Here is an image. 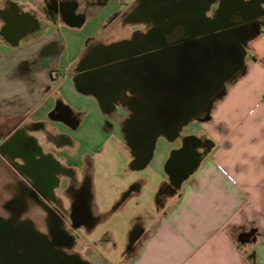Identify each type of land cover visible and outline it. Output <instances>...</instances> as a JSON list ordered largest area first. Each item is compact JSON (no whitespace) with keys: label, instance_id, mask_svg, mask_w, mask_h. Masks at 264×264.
Returning a JSON list of instances; mask_svg holds the SVG:
<instances>
[{"label":"flooded vegetation","instance_id":"obj_1","mask_svg":"<svg viewBox=\"0 0 264 264\" xmlns=\"http://www.w3.org/2000/svg\"><path fill=\"white\" fill-rule=\"evenodd\" d=\"M74 1L59 0L56 7H48L58 14L49 18L69 24L82 21L84 16L77 13L82 0ZM93 1L83 0L89 6ZM263 4L214 0L204 9V0L122 2L107 25L130 23L136 29L119 40L98 35L76 62L74 81L80 91L97 99L103 115L112 117L116 107L125 108L121 129L139 160L148 154L145 147L161 124L170 128L192 112L202 117L213 107L241 70L242 50L264 24ZM3 18L2 32L10 38L31 26L27 16L11 10ZM78 116L61 104L51 112L53 121L69 127L79 122ZM64 145L74 148L69 138L44 125L0 119V264H78L66 261L65 255H75L72 229L91 220V165L86 159L77 171L57 161L55 149ZM191 146L170 163L172 179L192 166ZM64 199L70 202L68 213ZM255 237L252 231L241 239Z\"/></svg>","mask_w":264,"mask_h":264},{"label":"crops","instance_id":"obj_2","mask_svg":"<svg viewBox=\"0 0 264 264\" xmlns=\"http://www.w3.org/2000/svg\"><path fill=\"white\" fill-rule=\"evenodd\" d=\"M47 1L0 0V119L7 116L47 127L46 119L37 114L45 107L61 104L79 115L65 99L86 111L98 107L74 81L73 66L81 55L73 53L66 32L74 25H87L93 16L95 20L113 15L121 3L110 7L104 1L89 8L80 4L77 13L83 20L69 24L60 17L49 18L56 14ZM6 10L28 17L31 26L21 36L10 38L2 32ZM103 23L104 19L100 26ZM103 30L104 26L95 38ZM253 99L257 103L250 107ZM192 118L203 126L199 138L204 143L190 148L192 173L177 185L165 167L170 181L159 190L165 196L157 200L153 221L147 226L145 218H134L119 261L108 262L92 253L95 258L87 264H264L254 250L264 243V24L246 44L241 70L209 109L208 118ZM93 209L91 197V220L77 228L92 232L108 213ZM252 231L254 241L241 239Z\"/></svg>","mask_w":264,"mask_h":264},{"label":"rangeland","instance_id":"obj_3","mask_svg":"<svg viewBox=\"0 0 264 264\" xmlns=\"http://www.w3.org/2000/svg\"><path fill=\"white\" fill-rule=\"evenodd\" d=\"M104 1H107L110 7L117 6L122 2L123 4L133 2V0H95L92 3L96 5ZM58 2L59 0H49L46 6L51 9L56 7ZM81 3L84 5L83 0ZM86 7L89 8L90 6L87 5ZM262 9L264 11V4ZM93 17L88 18L87 25L73 27L71 28L72 31L66 32V35L73 42L71 44L73 53L79 52V55H82L103 26L104 30L100 34L105 36L106 40L126 38L136 29L130 23L119 24L120 27L117 28L110 24L107 25L111 17L108 15L103 17L104 23L100 26V21L103 19L96 17L94 20ZM97 20L99 21L97 22ZM52 28L56 30L55 26ZM84 44L85 48L82 50L81 47ZM76 67L74 64L73 70ZM55 75L53 73V76ZM74 88L77 91L75 86ZM253 100L248 101L250 107H254L257 103L255 99ZM65 102L73 106L70 108L78 112L79 117L76 118V122H79L77 126L74 124V127H69L67 124L53 121L50 113L55 107H45L39 110L37 114L40 118L46 119L49 130L66 136L74 144L72 150L69 146L63 150L56 151L55 149L54 157L57 161L67 168L80 171L86 159L89 160L91 165L89 170L90 195L94 206L93 210L101 213L108 212L104 220L92 232H88L84 227L72 229L75 245L71 252L78 254L87 263L95 258L93 257L94 254L108 262H117L127 248L128 234L132 229L133 224L131 222L134 218L139 216L145 218L147 226L153 221L157 200L163 195L165 196L163 192L159 194V190L170 181L165 167L172 152L184 148V142L187 138L195 137L200 140L199 136L203 131V126L199 121L192 118L189 122L180 125L173 137L159 134L145 147L144 151L149 153L148 162L143 168L137 169L134 166L136 157L132 153L136 150L127 144L121 129V120L126 113L125 108L116 107L112 117H109L102 114L97 99L96 106L98 107L88 111L84 110L83 107H76V104L68 99H65ZM80 179H83V174H81ZM138 187L140 190L137 192ZM64 191V187L60 189V192ZM69 209L70 202L64 199L63 210L68 213ZM66 224L70 229L67 219ZM254 250L259 263H263L264 243L259 242L255 245ZM92 253L94 254L92 255Z\"/></svg>","mask_w":264,"mask_h":264},{"label":"water","instance_id":"obj_4","mask_svg":"<svg viewBox=\"0 0 264 264\" xmlns=\"http://www.w3.org/2000/svg\"><path fill=\"white\" fill-rule=\"evenodd\" d=\"M213 2H214V0H204V9L205 8L207 9L208 7H210V5ZM244 54H245V50L243 49L242 52H241V54H240V57H239L240 66H239V68L237 70H239L242 67V65H243ZM194 115H195V113L192 112L190 114V116L184 117L181 122L177 123L176 125H174V126H172L170 128H166L164 126V124H161L162 127L156 129V135L153 138L157 137L159 134H163V135H165L167 137H173L174 133L179 128V124L180 123H183V122L184 123L189 122L190 119H192V117H194ZM148 160H149V158L144 162L143 166H145V164L148 162ZM192 171H193V168L190 167L189 169H187L186 171H184L183 174L180 177L174 178V179H171V180L173 181V183H175L177 185H180L181 182L184 181L192 173ZM65 259H66V261L73 259L72 261H76V263H78V264H87L86 262L82 261L80 259V257L78 255H76V254L75 255H71V256L70 255H65Z\"/></svg>","mask_w":264,"mask_h":264},{"label":"trees","instance_id":"obj_5","mask_svg":"<svg viewBox=\"0 0 264 264\" xmlns=\"http://www.w3.org/2000/svg\"><path fill=\"white\" fill-rule=\"evenodd\" d=\"M99 3H102V2H99ZM79 25H80V24H79ZM79 25H74V27H78ZM210 108H211V107H210ZM208 114H209V111L206 112V113L202 116V118H203V119H207V118H208ZM199 141H200V140L195 139V138H193V137L187 138V139L185 140V142H184V148H182V149L179 150V151H174V152H172V154H171V156H170V158H169V160H168V162H167V164H166V167L168 168V170H169V167H170V163L172 162V160H173L174 157H176L179 153H181L186 147L191 146V145H193V144H195V143H197V142L199 143ZM148 156H149V153H148V154H145L144 157L141 158V159H139V160L136 159V161L134 162V166H135V168L142 167L143 164H144V162L148 159ZM135 233H136V232H135ZM135 233H134V231H133V233H132V237H131V240H130V243H129V247H128V253H130V251H131V249H132V243H133L134 240H135V239L133 238V234L135 235Z\"/></svg>","mask_w":264,"mask_h":264}]
</instances>
